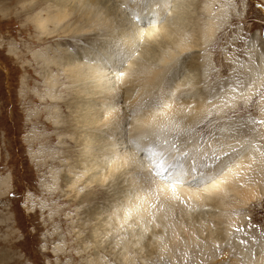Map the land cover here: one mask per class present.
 <instances>
[{
	"label": "bare ground",
	"instance_id": "1",
	"mask_svg": "<svg viewBox=\"0 0 264 264\" xmlns=\"http://www.w3.org/2000/svg\"><path fill=\"white\" fill-rule=\"evenodd\" d=\"M163 2L166 5L163 10L156 7V0H37L30 4L31 15L28 19L38 35L48 41L55 38L58 42L34 58L36 63L42 62L46 68L42 74L43 84L47 87L45 96L50 103L54 102L53 106L60 108L63 101L55 102L61 96L57 84L61 83L60 79L65 80L66 85L69 82L66 89L69 97L65 99L82 104V108L76 107L78 115L74 119L76 131L81 132L85 128L81 132L83 136L77 137L79 144L83 142L81 152L86 154V145L93 143V140H97L101 150V154L97 152V158L90 161L87 167L81 163L78 165L80 175L76 174L77 166H67L63 186L70 194L77 196L76 185L82 180L80 177L99 168L97 178L89 176L85 184L91 187L93 184L101 186L106 182L118 181L119 196L110 193L100 206L106 213L96 207L91 211L93 230L107 237L111 234L115 241L116 233L127 228L130 237L122 235L121 240L130 239L128 242L139 250V258L144 264L145 256L151 255L149 248L158 256L166 251L171 263H177L178 257L174 254L176 247L184 250L187 246L197 245L201 249L207 248L209 259L215 257L213 264L226 260H229L226 264H264V236L253 237L245 232H235L245 219L240 215L241 211L253 201L264 200V164L260 153L255 150V139L240 136L242 141L237 139L232 142L230 135L234 131L221 133L219 130L233 126L241 128V124L238 126L230 122L232 126H227V123L221 125L219 119L220 123L212 134L218 137L216 140L211 135L200 143L193 134L195 132L191 131L183 135L187 140L185 146L177 142L178 151L166 148L164 144L165 140L174 139L171 138L175 134L170 130L171 125L179 124L183 129H193L209 115L210 109H207L211 105L212 112L221 116L224 114L222 109L228 108L226 112L230 114L231 110L241 108L238 102L243 107L250 106L258 97L257 116L254 121L247 120V125L255 126V121H264V95L259 96V89L264 90V64H244L241 67L244 80L216 82L219 83L213 84L216 94L212 93L214 89H210L213 88L210 85L208 87L207 69L212 66L213 59L211 51L205 53V50L223 26L230 23L233 0ZM144 4L147 7L142 6ZM214 5H217L216 9ZM139 14V23L134 22V17ZM90 36H94V39H90ZM68 38L75 42L84 38L86 43L73 52L69 49ZM261 38L264 39V27ZM255 45L249 43V48L261 59L264 49L260 50ZM201 53L204 62L200 66L206 68L205 71L199 69L196 62L197 55ZM193 54L194 57L190 56ZM231 61L235 67L239 66L235 63L237 60ZM178 63L180 72L173 75ZM117 70L125 73L122 83L116 82ZM59 73L61 78L53 80ZM162 91L165 93L163 104L160 107H147L149 102L157 104ZM114 109H121L120 115L130 121V127L124 124V120L118 126L114 124L117 115ZM133 112L135 114L130 115ZM58 122L54 120V124ZM257 127L262 129L264 144V123L255 126L254 131ZM64 131L68 134L67 129ZM108 133L111 135L108 136ZM69 136L67 141L70 140ZM221 145L223 151L229 153L228 156L222 157L219 162L203 161L205 155L211 157L212 148ZM149 148L157 153L170 152L163 161L165 168L176 164L177 172L187 171L186 182L173 185L162 183L154 175L150 176L152 164L148 158ZM183 152L188 153L187 158L177 160V155ZM216 155H221V152L217 151ZM157 157L153 158L156 162L160 160ZM202 162L212 165L201 169L206 174L219 172L220 169L223 172L207 183H193L192 166L195 164L199 169ZM8 179H1L0 186L7 185ZM123 181L128 187H148V190L141 197H135L136 203L120 207L121 199H127L120 198ZM109 204L115 207L104 209ZM125 207L129 208V214H121L116 226H113V222H116L114 209L120 211ZM148 234L145 245L144 237ZM119 243L120 240L113 242L114 246ZM228 243L229 247L226 246ZM215 248L221 249L220 256H214L212 250ZM230 251L233 254H229ZM125 254L120 258L122 263ZM231 256L234 258L230 259ZM96 262L99 263L100 259Z\"/></svg>",
	"mask_w": 264,
	"mask_h": 264
},
{
	"label": "rangeland",
	"instance_id": "2",
	"mask_svg": "<svg viewBox=\"0 0 264 264\" xmlns=\"http://www.w3.org/2000/svg\"><path fill=\"white\" fill-rule=\"evenodd\" d=\"M36 1L0 0V180L9 178L7 185L0 186V264H144L139 258V250L128 242L130 239L121 240L122 235L130 237L127 228H122L119 234L116 233L115 241L111 234L107 237L100 234V231L93 230L91 211L96 207L106 213L100 206L109 198L107 195L110 193L119 196L118 181L110 184L106 182L101 186L93 184L92 188L85 184V179L89 176L97 178L99 168L80 177L82 180L76 185L77 196L70 194L63 186L67 166H77L75 171L80 175L78 165L81 163L87 167L90 161L97 158V152L101 154V150L97 140H93V143H87L86 154L81 152L83 142L79 144L77 137L83 136L81 132L85 128H79L81 132L76 131L74 119L78 115L76 110L82 108V104L73 99H65L69 97L66 90L69 82L66 85L65 80L60 79L61 83L56 86L61 96L60 100L55 102L63 101L60 108L53 106L54 102L50 103L45 96L47 87L43 84L42 74L46 68L42 62L36 63L34 58L39 53L43 54L47 48L50 50V47H54L58 42L55 38L50 41L41 38L33 23L29 21L30 4ZM231 6L230 13L231 10L233 13L230 14V23L223 26L213 43L205 50V53L207 50L211 51L213 59L207 73L208 87L212 86L213 88H209L214 89L212 93L215 94L216 87L213 84L218 85L221 81L228 82L230 79L234 82L244 80V71L241 69L244 64H264V55L258 59L249 48V43H256V48L264 49V39L261 38L264 27V0H233ZM214 8L216 9L217 5H214ZM90 39H94V36H90ZM73 40L68 38L67 41L70 44L69 49L73 52H77L86 43L84 38L76 42ZM231 59L237 60L235 63L240 67H235ZM196 62L199 69L206 70L200 66L204 62L202 53L197 55ZM54 72L56 74L57 70ZM60 75L61 73L55 75L53 80L57 81L58 77L61 78ZM259 91V96L264 95V90ZM257 99L258 97L252 105L245 107L238 102L241 108L231 110L230 114L226 112L228 108L222 109L223 118L212 112L211 105L207 109H210L209 115L191 129L195 132L193 134L199 142L203 137L204 143L214 134L220 123L219 119L221 125L227 123L229 126L230 122L238 126L241 124L237 134L234 130L237 127H230L234 130L230 135L234 137L231 138L232 142L237 139L242 141L241 137L255 139V150L260 153L264 164V144L260 132L262 129L257 127L254 131L255 126L260 123H254L255 126L247 125V120L254 121L257 116ZM148 105L149 103L146 104L147 107ZM211 117L213 118L210 119ZM54 120L59 122L54 124ZM107 135L110 136L111 133ZM68 136L70 140L67 141ZM174 136L175 134H172L171 138ZM175 142H179L183 147L187 140L182 135ZM163 154L164 159H167L170 152ZM157 156V159L160 158ZM122 176H125L124 173ZM121 185L124 189L120 198L127 199H121L120 207L136 203L135 197H141L148 190L147 186L146 189L141 186L128 187L125 181L121 182ZM251 203L246 210L240 212L246 220L241 224L242 230L239 228L235 232H245L253 237L264 236V200ZM110 206L111 204L104 209L108 210ZM114 211L116 222H113V226H116L120 215L129 214L130 210L125 207L124 210ZM149 235L144 237L145 245ZM117 240H120V243L114 246L113 242ZM253 241L256 242L255 238ZM226 246L229 247L230 244ZM215 249L212 250L214 256H220L221 249H216L220 252ZM149 250L151 255L144 258L146 264L174 263L166 256V251L158 256L157 253L153 254L154 250ZM124 252L125 260L122 263L120 258H123ZM174 254L178 257V264H209V260L210 264H213V260H216L215 257L209 259L211 257L207 248L201 249L199 245L187 246L184 250L176 247ZM229 254L233 252L230 251ZM98 259L99 263L96 262ZM228 261L217 264H226Z\"/></svg>",
	"mask_w": 264,
	"mask_h": 264
},
{
	"label": "snow or ice",
	"instance_id": "3",
	"mask_svg": "<svg viewBox=\"0 0 264 264\" xmlns=\"http://www.w3.org/2000/svg\"><path fill=\"white\" fill-rule=\"evenodd\" d=\"M142 6L147 7L146 4H144ZM156 7L158 9L163 10L166 7V5L163 2V0H156ZM169 7H170V5H169ZM179 72H180V67H179V63H178L177 67L173 69V73L172 74L176 75ZM117 73L118 74L116 75V82L117 83H122L125 73L123 71H120V70H117ZM164 97H165V93L162 91L160 96L157 98L156 107H160L163 104ZM116 103H119V101H116ZM164 106L165 107H170V105H164ZM226 106H227V104H225V107ZM189 107H191V106H189ZM114 111L117 114L116 118L114 120V124L118 126L120 124V121L124 120V124L130 127V121L129 120H125L124 117L120 115L121 109H114ZM134 114L135 113L133 112L130 115H134ZM255 123H264V121H255ZM160 130L163 131V128H161ZM170 130L175 133V136H174L173 141H168V140L164 141L165 147L166 148H170V149H175V150L178 151L179 150V144L176 143L175 141L179 140V138L182 135L190 134L192 130L191 129H187V130L183 129V128H181V126L179 124L171 125V129ZM219 131L221 133H223L225 131L233 132L234 130L229 127V128H221ZM235 131H239V128L235 129ZM211 138L213 140L218 139V137L215 136V135H212ZM200 143H203V137H201ZM228 147L231 149V145H229ZM217 151H220L221 155H216ZM232 151L235 152V149H232ZM157 155L160 156V160L158 162L154 161V159H153ZM228 155H229V153L228 152H224L223 151V146L221 145L218 148L217 147L212 148L211 157L205 155L203 157V161H207L208 159H211L213 161L219 162V161H221L222 157H226ZM187 156H188V153L187 152H183L182 154L177 155L176 159L177 160L182 159V158L186 159ZM148 158H149V162L152 164V167L149 170V175L150 176L154 175L156 177H159V178L165 180L167 183H170V184H173V185H175L177 183H185L186 182V178L188 177L189 173L187 171H183V170L177 172L176 168L178 166L176 164H171V165L168 166V168H165L164 163H163L165 156H164L163 153H157V152L153 151L152 148H149L148 149ZM210 167H212V165H209L207 163L202 162L201 165H200V168L198 169L197 166L194 164L192 166V169H191L192 182L193 183H200V184L207 183L209 181L215 180L216 176L220 175L223 172V169H220L219 172L206 174L203 170H201V169H207V168H210ZM169 168L172 169L171 172H169ZM161 169H164V171H161ZM165 173H168V174L165 175Z\"/></svg>",
	"mask_w": 264,
	"mask_h": 264
}]
</instances>
